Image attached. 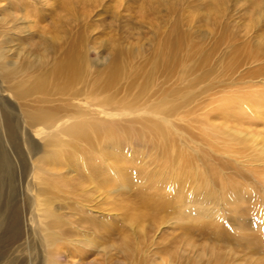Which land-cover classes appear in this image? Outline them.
Instances as JSON below:
<instances>
[{
  "label": "rangeland",
  "instance_id": "rangeland-1",
  "mask_svg": "<svg viewBox=\"0 0 264 264\" xmlns=\"http://www.w3.org/2000/svg\"><path fill=\"white\" fill-rule=\"evenodd\" d=\"M0 56V156L8 159L10 173L0 192V264H50L33 202L43 189L36 180V169L47 154L83 156L82 148L73 150L66 138L53 142L50 129L30 127L25 111L36 106L42 95L19 93L64 59H73L79 67V84L59 94L57 82L50 80L52 100L46 105L62 106L73 97L95 102L114 117L112 127L120 136L113 146H100L98 151L87 148L84 156H134L138 159L134 164L140 166L137 156H162L160 147L146 138L145 126L136 123L138 118L160 114L169 122L175 151L185 162L201 168L207 161L223 178L237 177L238 192L252 197L250 201L242 199L245 202L236 207L233 196L223 194L210 181L205 188L192 185L187 189L186 185V196L193 195L191 201L182 202L183 213L174 214L173 209L168 223L157 226L150 218L128 220L132 210L127 201L141 200L132 188L112 194L106 201V208L110 204L124 207L121 212L91 213L69 203L59 211L64 227L73 228L67 225L69 221L88 235L91 221L104 229L110 227L103 235H110L117 250L111 251L112 262L107 264H215L216 258L226 264L264 261V251L251 254L232 241L220 242L227 249L212 256L205 249L215 241L212 232L207 231L209 237L198 228L213 222L237 235L249 237L247 234L253 233L249 228H254L257 235L264 236V106L253 108L251 103L247 107L237 99L233 106L224 104L238 90L242 97L264 92V0H0ZM113 63L117 67L113 84L104 87L103 82L113 77ZM127 126L144 134L126 143L122 130ZM196 156L209 158L197 160ZM110 163L117 165L116 161ZM145 168L153 187L162 185L161 193L174 192L169 184L174 182L172 174L163 170L162 175V169L155 166ZM121 171L130 175L125 167ZM100 190L90 195V202H104L98 200V195L105 198ZM63 200L68 203L65 196ZM80 219L82 227L78 226ZM62 232L58 231L59 237ZM185 233L196 249L188 251L183 243ZM94 238L98 240L95 234ZM124 239L129 249L122 246ZM259 243L264 245L262 240ZM229 246L236 248L235 254L229 253ZM124 249L131 253H122ZM98 250H88L92 251L91 260H100ZM66 253L67 257L53 262L86 261L76 250ZM104 259L102 264H106Z\"/></svg>",
  "mask_w": 264,
  "mask_h": 264
},
{
  "label": "bare ground",
  "instance_id": "bare-ground-1",
  "mask_svg": "<svg viewBox=\"0 0 264 264\" xmlns=\"http://www.w3.org/2000/svg\"><path fill=\"white\" fill-rule=\"evenodd\" d=\"M65 54L63 53V56ZM0 60H2V56H0ZM116 69L117 67L115 63H113L110 71V74H112L113 77L112 79H107L103 82L104 87L113 84L114 72L116 71ZM50 80L57 82L56 84L57 91L55 89L56 93L57 92L59 94L65 93L66 90H69L70 88L79 84L80 69L79 67H77L73 59H67V60L64 59L63 61L56 64L55 67H53L51 70L47 71L46 73L38 75L37 77H35L30 81V84L28 83L29 85L25 88V90L21 91V93L19 94L22 96H27V93L39 92V94H41L42 97L38 99L36 106L33 105L34 107L25 111V118L27 124L30 127H42L45 129H50L51 130L50 135H52L53 142L59 143L61 140L66 138L68 140L70 147H72L73 150H76L81 147L82 149H80V152L83 155V156H54V155L48 156L49 154H47V156H44V158L42 157L43 160L40 161V164H38L40 166L38 167V169H36L38 171L37 174L39 175L37 176L36 180L40 186L41 185L43 186V189H40V192H38L34 196L33 202H34V208L36 214L39 219V232L43 236V241L45 242L46 248L50 251V253L48 254L49 256L47 258L50 264H55L53 260H55L58 257L63 258L64 256H66L67 254L66 252L71 249L82 253V256L80 255L82 261L86 260L82 264H102V259L104 258L107 264L112 262L113 255L111 251L113 250L115 251V249L117 248L112 238H108L110 235L108 237L103 235L105 233L108 234L106 228H110V227L107 226L104 229L100 223L96 224V221H91V222L88 221L90 222V227H91L89 228L91 232L90 235L86 233L84 234L81 229L79 230L77 225L76 227L75 225L72 226L73 224L69 221L67 222V225L68 224L71 225V227H73L71 228L72 230L70 229V227L65 228L66 224L64 227V219H63L64 217L61 216V214H59V211H63V209H66V207L69 206L70 204H73V207H75L74 205L81 206L82 208H85L87 212H91V213L92 211H94L93 213L99 211L121 212V209L122 208L124 209V207L119 206L120 207L119 208L117 205L112 206V204H110L109 207L106 208L105 207L106 201L110 198L112 194L115 193L119 194L122 191H130L133 188L134 190H136V192H138L137 196H140L141 200L139 199L140 203L135 198H134V202L128 200L129 201L128 203L127 201V204L132 210V214H130V217H127L128 220L140 221V220H144L145 218H150L151 221H155V223H157L156 224L157 226L160 225L163 226L164 224L168 223V218L171 215L183 213V210H181L182 202L184 200H190V198H192L191 196L193 194L191 196H186L187 195L186 192H188L185 191L186 188H184L186 185H187V189H189L190 188L189 186L192 185H197L200 187L202 186L205 188L211 182L215 184L218 188L220 187V189L223 191V194L225 193L230 196H233V200L235 201L236 204H238V206L235 204L236 207H239L242 202H245L242 199L246 198V200L248 201L252 199L250 195L248 194L242 195V193L240 194L238 192L239 179L237 177L233 175H230L228 177V175H225L223 178V176H220V174H218L215 169L211 168L208 165L207 161L205 163L202 162V164L200 165L201 168L196 166L195 163L185 162L184 156H182L180 152L175 151V145H174L175 140L172 139L171 133L169 132L171 127L169 125V122L164 121L163 117L160 114H153L152 116H149L146 119L138 118L136 120V123L140 124L141 126H145V131L148 134L146 138L150 139L155 147L157 148L160 147L159 150H162V156H137L140 158L139 163L142 164L141 166L134 164L137 163L138 160L134 156H84L88 154L86 150L87 148L90 149L97 148L98 151L100 149V146H102L103 148L107 146L108 147L113 146L115 143L119 141L120 136L118 137L117 132L114 131L112 127V122H114V117H112L109 114L108 110L100 109L96 107L95 102L92 103L87 101H81L77 97L70 98L69 101H63V103L61 104L62 106H58V105L47 106L46 104H49L52 100L49 96L51 94L48 93L50 85L53 84L51 83ZM251 88L253 89V91H255L256 89L255 87H251ZM238 91L235 92L233 98L231 97V99H228L229 98L228 97L224 101V104L233 106L234 104L237 103L238 100L241 101L240 103H245L247 107L249 105L251 106V103L253 104V108L257 106H264V92L261 91L260 92L257 91L256 93L252 92L250 96L248 94L249 97H247V95L246 97H242L239 95ZM94 98L95 97L93 95V100ZM111 100L113 101V99ZM94 123H96V125ZM252 123H256L255 120ZM63 126H66V128L63 129ZM54 128H56V130ZM57 131H59V134ZM122 131L127 137L125 140L126 143H129V140L130 142L131 140H139V137H141L144 134L143 130H136L130 126L124 127ZM196 157L197 160L204 159V161L206 160V157L209 158V156H196ZM112 161L114 163L116 161L117 165L110 163ZM8 163L9 162L6 156H0V192L5 187L4 181L6 179L7 181H9L8 179H10ZM145 165L155 166L159 170L162 169V175L165 174L163 173V170L166 173L172 174L171 180L174 182L172 183L167 182V184L169 183L170 187L172 186V188H174V192L167 190L161 193L160 191L164 188V187L162 188V185H155L153 187L152 186L153 179L151 177L148 178V172L145 168ZM221 165L223 166V169H225L226 164L224 165L223 163ZM123 167L130 170V175H128L127 177L123 175L124 173L122 174L121 169ZM186 170L188 172L185 173L184 175V172ZM253 172L259 173L258 170H254ZM157 173L158 171H156V173L154 174ZM179 176H181V178H179ZM99 179L103 181L102 185L98 184L101 181V180L99 181ZM134 187H136L137 189ZM100 189L103 190L105 198H102L101 197L102 195L101 196L98 195L97 197L98 200L100 201L104 200V202H97L96 204L90 202L89 200L90 195L99 193L101 191ZM143 194H146L147 197H145ZM64 196L66 197L68 203L64 202L63 200ZM202 203L200 205H202ZM127 209L129 210V208ZM173 209L175 210L173 211L174 214H172L171 211ZM106 222L108 223V221H105V223ZM79 224L80 225L78 226L82 227L81 219L79 220ZM15 227L17 229L15 235H18L19 234L18 226ZM100 227H102V229ZM198 228L199 229L203 228L200 229L201 232L202 231L203 232L205 231L206 233L207 231L212 232L211 235L214 236V237L212 236V238H214L213 240H215L216 243L215 241H212L213 245H210L209 243L205 248L206 250L209 251V253L212 256H216L224 249H227V247L225 246L222 247L223 245L222 246L219 245L220 242H225V241L228 242L232 241L238 244L240 247L246 249L248 253L251 254H255L258 251L259 252L264 251V245L259 243L261 240L264 242V236L257 235L256 234L257 232H254L253 230L254 228H252V230L249 228L250 231H253V233L247 234L249 237L243 235H237L235 232L230 233L231 230L230 231L227 230L224 226L221 225V223L215 224L211 222L208 224L200 225ZM73 230L74 231L76 230L77 232L76 235L72 234L71 231ZM58 231L59 233L63 231L62 232L63 235L61 234L62 235L61 237L58 236L59 235ZM246 233L247 232H245V234ZM94 234L95 236H98L99 241L95 240V238L93 239ZM184 235H183L184 238L183 243L186 247H188V251H192L193 249H196L197 245L194 244L195 242L191 241V238L187 237L186 233ZM206 235L209 236L208 233ZM206 235L205 236L202 235V236L206 237ZM257 239L260 241H258ZM122 243L123 245L122 244L121 245L123 247L129 249V243L127 239H124ZM234 248L229 246L228 247V249L230 250L229 253L235 254L234 251L236 248L235 249ZM89 249H96V250L99 249L98 251H101V253L100 255H98L99 253H97V255L100 257V260L99 259L91 260L90 257L93 255H91L92 251H88ZM232 250L234 253L232 252ZM122 253H126L128 255L131 253V251H125L124 249ZM215 261H216L215 264H226L224 263L225 261H223V259L221 258H216ZM230 264H237V263L232 262ZM254 264H264V261H262V263L257 262Z\"/></svg>",
  "mask_w": 264,
  "mask_h": 264
}]
</instances>
